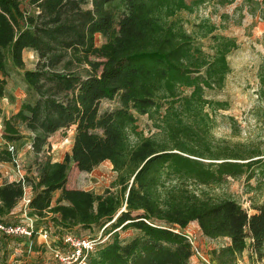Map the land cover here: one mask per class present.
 Masks as SVG:
<instances>
[{
  "label": "trees",
  "instance_id": "trees-1",
  "mask_svg": "<svg viewBox=\"0 0 264 264\" xmlns=\"http://www.w3.org/2000/svg\"><path fill=\"white\" fill-rule=\"evenodd\" d=\"M234 1L0 0V98L8 67L24 70V50L38 55L35 68L23 72L27 98L3 118L6 147L0 148V163L15 164L14 143L24 132L32 152L43 153L36 176L0 185V225L14 224L9 215L30 187L28 209L39 219L50 216L59 232L106 230L112 220L111 231L139 232L127 242L114 234L90 253L87 264H189L192 246L175 228L190 222L208 238L229 241L212 252L216 264H236L245 251L263 262L264 204L259 217L249 218L236 200L189 188L228 177L245 176L248 182L257 174V189H264V150L216 142L211 130L220 105L204 95L206 89L223 88L227 56L238 44L215 34L217 26L209 20L189 33L179 17L205 3ZM243 5L264 19V0ZM96 35L103 44L96 45ZM208 37L210 54L199 42ZM257 78L264 103V58ZM114 99L117 108L99 113L103 100ZM135 115L147 116L159 134L144 137ZM70 127L71 151L54 162L45 156L48 139ZM105 161L117 175V193L67 189L61 202L50 204L71 164L89 173ZM3 238L10 237L0 232V242Z\"/></svg>",
  "mask_w": 264,
  "mask_h": 264
},
{
  "label": "rangeland",
  "instance_id": "rangeland-1",
  "mask_svg": "<svg viewBox=\"0 0 264 264\" xmlns=\"http://www.w3.org/2000/svg\"><path fill=\"white\" fill-rule=\"evenodd\" d=\"M187 2L191 0H186ZM34 8H29V13H34ZM184 28L189 32L195 31L194 25L203 20H209L217 26L215 34L234 38L238 48L227 56L230 71L226 76L222 89L205 90L204 95L208 100L219 104V109L214 113L212 137L216 142H227L230 144H243L247 147H258L264 150V103L258 99L257 91L259 83L257 78L258 68L262 58H264V19L260 13L251 16L247 13V8L243 5V0H235L233 4L219 6L215 3H205L193 13L181 12L179 14ZM96 45L104 43V38L100 35L95 37ZM203 50L210 54L211 42L208 38L200 39ZM24 70H33L38 60V55L32 50H24L22 53ZM24 70L9 66L7 75L4 77V92L0 98V148L6 147L3 135V118H9L15 114L27 98L26 86L23 81ZM188 92V91H187ZM216 106V105H214ZM118 107L117 99L103 100L99 104V113L110 111ZM138 131L144 137H152L158 133L152 121L145 115H135ZM74 135V128L70 127L64 131H58L49 139L48 155L52 161L60 162L65 154L70 153ZM31 137L28 133H23L22 138L15 142L17 148V158L15 164L0 163V185L15 180H23L36 176V168L39 158L43 155H35L30 147ZM8 147V145H7ZM207 162V161H206ZM7 166L9 170H5ZM14 170H20V176L13 175ZM13 171V172H12ZM116 173L112 170L110 162L105 161L95 167L90 174L78 171L74 165H70L68 177L65 185L52 193L51 205L61 202L63 193L69 189H84L101 195L105 191L117 193L120 187L115 186ZM19 179V180H18ZM13 180V181H10ZM260 177L254 174L250 181H246L245 176L239 178H226L220 183L208 185H190L189 188L196 192L208 193L210 196L219 198H232L239 202L247 211L249 218L259 217L261 207L264 204V189H257ZM32 192L30 187H25L24 197L11 211L9 218L14 224H24L31 231V237H10L2 239L0 242V264H61L56 253L65 256L72 249L64 245L62 238L64 235L83 239H98L100 244L98 249L112 241L113 235L122 242H127L140 235L133 228H118L110 230V222L105 228L93 227L89 230L75 228L70 232H59L50 221V216L39 219L28 209ZM126 197V192L124 193ZM124 203L122 209L124 210ZM19 209V213L16 210ZM121 209V210H122ZM176 229V228H175ZM180 232L190 237L193 256L189 259V264H216L212 252L225 246L229 241L225 238L211 239L204 236L196 222H190ZM47 238H43L46 236ZM40 242L32 248L30 243L35 237ZM188 241V240H187ZM249 240H247V243ZM29 246H27L28 244ZM90 255V254H89ZM236 264H264L257 262L254 257L250 258L247 251L237 257Z\"/></svg>",
  "mask_w": 264,
  "mask_h": 264
},
{
  "label": "built area",
  "instance_id": "built-area-1",
  "mask_svg": "<svg viewBox=\"0 0 264 264\" xmlns=\"http://www.w3.org/2000/svg\"><path fill=\"white\" fill-rule=\"evenodd\" d=\"M175 231L180 232L179 229H175ZM0 232L8 237H31L33 231H31L26 225L24 224H8V225H0ZM182 233V232H180ZM183 234V233H182ZM43 236V238H47ZM190 245L192 246V241L189 236L183 234ZM100 237L98 239H83L79 240L71 235H64L62 238V242L64 245L69 246L72 251L65 256H61V253H56V257L59 258L61 264H87L89 254L95 252L98 249V244ZM195 252L197 255L199 253L192 249V252ZM193 256V255H192Z\"/></svg>",
  "mask_w": 264,
  "mask_h": 264
},
{
  "label": "crops",
  "instance_id": "crops-1",
  "mask_svg": "<svg viewBox=\"0 0 264 264\" xmlns=\"http://www.w3.org/2000/svg\"><path fill=\"white\" fill-rule=\"evenodd\" d=\"M4 169L7 170V171L9 170V168H8L7 166H5ZM12 172H13V171H12ZM20 173H21L20 170H14V172H13L12 174L15 175V176L18 175V177L21 178ZM83 173H85V174H90V172H89V173L83 172ZM18 180H19V179H18ZM10 181H13V180H10ZM15 181H17V180H15ZM78 189H80V188H78ZM81 190H84V189H81ZM16 211H17V213H19V209L16 210ZM38 239H39V238L36 236L35 239H33V240L30 242V243H33V246H30V247H32L33 249L36 248L35 246H36L37 244L40 243V242H37ZM27 244H28V243H27ZM27 246H29V244H28Z\"/></svg>",
  "mask_w": 264,
  "mask_h": 264
},
{
  "label": "water",
  "instance_id": "water-1",
  "mask_svg": "<svg viewBox=\"0 0 264 264\" xmlns=\"http://www.w3.org/2000/svg\"><path fill=\"white\" fill-rule=\"evenodd\" d=\"M124 211L123 209L121 210V212Z\"/></svg>",
  "mask_w": 264,
  "mask_h": 264
}]
</instances>
